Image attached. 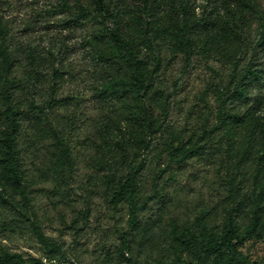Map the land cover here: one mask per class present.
<instances>
[{
	"label": "rangeland",
	"instance_id": "obj_1",
	"mask_svg": "<svg viewBox=\"0 0 264 264\" xmlns=\"http://www.w3.org/2000/svg\"><path fill=\"white\" fill-rule=\"evenodd\" d=\"M257 2L264 14V0ZM151 3L106 0L102 11L94 0L0 1V44L11 62L6 74L0 57V110L7 91L24 113L17 180L4 170L11 127L0 123L1 260L198 264L203 247L231 229L232 246L207 263L264 264V208L256 213L255 164L246 157L254 142L246 130L230 129V119L222 123L223 114L243 115L248 106L219 100L233 71L241 73L256 53L258 16L244 22L239 0H187V15L199 25L187 61L176 46L170 0ZM117 34L135 40L150 72L152 56L160 60L152 91L167 100L168 117L164 130L147 136L145 151L135 149L144 105L154 117L161 112L153 96L146 100L126 84L133 72ZM177 146L183 153L171 157ZM135 170L136 231L124 192ZM35 225L61 252L40 243Z\"/></svg>",
	"mask_w": 264,
	"mask_h": 264
},
{
	"label": "trees",
	"instance_id": "obj_2",
	"mask_svg": "<svg viewBox=\"0 0 264 264\" xmlns=\"http://www.w3.org/2000/svg\"><path fill=\"white\" fill-rule=\"evenodd\" d=\"M1 1V0H0ZM173 20H174V37L176 40V46L180 49L187 61H190L192 56V50L194 43L198 38L196 32L194 31L195 27L199 26L198 23L192 20L187 15V10L185 7V2L187 0H170ZM240 4L238 5L241 14L243 16L244 22H248L250 17L254 14L258 16L260 22V37L258 43L255 45L256 53L251 57V60L246 65V67L237 74V71L234 70L231 74V83L229 88L223 92H219V100L224 106L228 103L236 102L239 105H247L248 108L246 113L243 115L238 114H223L222 123L226 124V119H230V129L241 128L249 132V138L254 142L251 151L247 152V159L252 160V163L255 164V176L254 184L255 189L253 190V198H255V210L256 213L261 212L264 203V95H255L257 88L259 90L264 89V14L260 9L259 3L257 0H239ZM66 4L65 2H63ZM150 4V3H149ZM157 4V0H152L151 6ZM94 5L96 9L105 11L106 9V0H94ZM3 27H0V35H2ZM115 41L119 45L118 50L122 57L129 62L130 68L132 70L131 80L126 84L131 86L133 90L146 99L150 100V97H154V108L160 110V116L154 117L153 110L151 108H146L145 110V119L141 120L138 123V131L136 132V139H139V143L136 145V150H148L149 142H146L147 136L153 137L162 130H164L165 122L168 117V106L167 100L163 99L161 93L152 91V75L156 74L160 68V60L152 56V60L155 63V69L153 72L148 70L146 63L143 62V59H138L136 50L135 40L131 37H123L121 34L116 35ZM146 47H149L150 41L147 39L142 40ZM203 42V40H201ZM208 42V39H207ZM129 54V55H128ZM229 56L233 53L228 52ZM0 57L2 59V65L6 74H9L11 62L9 61L8 49L6 46L0 44ZM238 64L236 63V67ZM6 109L0 110V123H8L11 127V132L7 134L5 138V154L3 159L4 170L11 175L14 179H20V172L22 164L20 162L19 150H18V140L17 135L20 132L21 121L23 120L24 113L13 106L10 99V94L5 91ZM148 98V99H147ZM262 115H259L261 114ZM58 137L56 133H53ZM64 155L69 164L72 163L70 158V151L64 143ZM171 157L176 156L178 153H183L181 147H170ZM137 154V151H135ZM185 153V151H184ZM137 171H132L128 182L125 187V194L127 200L129 201V211H130V227L132 230H137L139 226L138 222V211L142 209V206L137 201ZM257 224L250 230V234L256 232ZM35 234L42 245L55 251L60 250V246L48 240L44 233L38 226H34ZM228 236L223 238H216L210 241L207 246H204L203 249L199 252L197 256L198 264H208L207 259L213 253H216V258H222L225 254V249L232 246V233L229 229ZM124 247L127 248L128 241L124 239ZM0 264H26L22 259H19L17 256H12L9 259L1 260ZM30 264H43L40 260H32ZM222 264H229L225 261H222Z\"/></svg>",
	"mask_w": 264,
	"mask_h": 264
}]
</instances>
